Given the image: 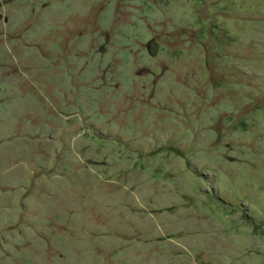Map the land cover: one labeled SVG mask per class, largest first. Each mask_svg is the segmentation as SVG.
<instances>
[{"label": "rangeland", "instance_id": "1", "mask_svg": "<svg viewBox=\"0 0 264 264\" xmlns=\"http://www.w3.org/2000/svg\"><path fill=\"white\" fill-rule=\"evenodd\" d=\"M0 264H264V0H0Z\"/></svg>", "mask_w": 264, "mask_h": 264}]
</instances>
